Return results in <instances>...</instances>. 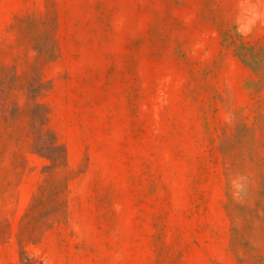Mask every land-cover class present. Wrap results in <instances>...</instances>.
I'll use <instances>...</instances> for the list:
<instances>
[{"label": "rangeland", "instance_id": "obj_1", "mask_svg": "<svg viewBox=\"0 0 264 264\" xmlns=\"http://www.w3.org/2000/svg\"><path fill=\"white\" fill-rule=\"evenodd\" d=\"M264 264V0H0V264Z\"/></svg>", "mask_w": 264, "mask_h": 264}, {"label": "trees", "instance_id": "obj_2", "mask_svg": "<svg viewBox=\"0 0 264 264\" xmlns=\"http://www.w3.org/2000/svg\"><path fill=\"white\" fill-rule=\"evenodd\" d=\"M23 264H28V263L24 262Z\"/></svg>", "mask_w": 264, "mask_h": 264}]
</instances>
